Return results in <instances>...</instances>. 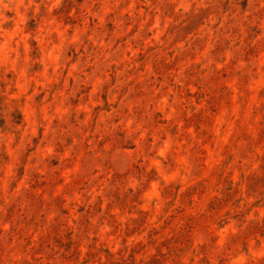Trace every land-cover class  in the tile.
<instances>
[{"label": "rangeland", "instance_id": "374dc122", "mask_svg": "<svg viewBox=\"0 0 264 264\" xmlns=\"http://www.w3.org/2000/svg\"><path fill=\"white\" fill-rule=\"evenodd\" d=\"M0 264H264V0H0Z\"/></svg>", "mask_w": 264, "mask_h": 264}]
</instances>
